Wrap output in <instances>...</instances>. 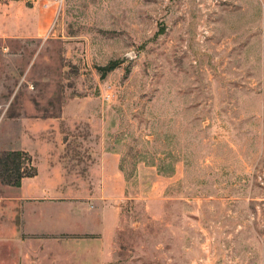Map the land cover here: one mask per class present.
Segmentation results:
<instances>
[{
  "label": "rangeland",
  "instance_id": "rangeland-1",
  "mask_svg": "<svg viewBox=\"0 0 264 264\" xmlns=\"http://www.w3.org/2000/svg\"><path fill=\"white\" fill-rule=\"evenodd\" d=\"M106 153L107 264H264V0H0V198L37 164L92 186Z\"/></svg>",
  "mask_w": 264,
  "mask_h": 264
},
{
  "label": "crops",
  "instance_id": "crops-1",
  "mask_svg": "<svg viewBox=\"0 0 264 264\" xmlns=\"http://www.w3.org/2000/svg\"><path fill=\"white\" fill-rule=\"evenodd\" d=\"M96 167L91 186L63 174L60 164L44 165L43 174L37 164L35 175L22 177L16 190L0 198V264H41L32 261L38 255L32 247L47 240L84 247L77 257L81 264L110 261L126 187L116 154H103Z\"/></svg>",
  "mask_w": 264,
  "mask_h": 264
},
{
  "label": "trees",
  "instance_id": "trees-1",
  "mask_svg": "<svg viewBox=\"0 0 264 264\" xmlns=\"http://www.w3.org/2000/svg\"><path fill=\"white\" fill-rule=\"evenodd\" d=\"M6 155L7 156H11V155H13V156H21L22 154L21 153H19V152H13L12 154H10V153H6ZM35 174V173H34ZM34 174H29V175H23V176H21V178L22 177H31V176H33ZM21 178L15 183V186H19V183H20V180H21Z\"/></svg>",
  "mask_w": 264,
  "mask_h": 264
}]
</instances>
